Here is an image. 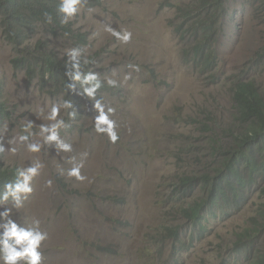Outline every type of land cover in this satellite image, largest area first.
Returning <instances> with one entry per match:
<instances>
[{
  "label": "rangeland",
  "instance_id": "1",
  "mask_svg": "<svg viewBox=\"0 0 264 264\" xmlns=\"http://www.w3.org/2000/svg\"><path fill=\"white\" fill-rule=\"evenodd\" d=\"M163 2L192 0H88L70 19L75 30L88 35L85 55L92 58L94 72L102 81L108 77L117 81V87L108 88L98 99L115 109L111 119L119 134L113 144L106 134L94 130L97 113L94 101L87 99L82 102V119L69 130L65 125L59 129L60 138L72 145L71 153L58 151L54 143L44 144L39 153L29 152L26 144H9L26 134L22 129L28 121L34 123L29 142L43 143L39 125L49 123L47 114L63 100L40 89L36 78L13 69L14 49L2 36L0 20V89L10 115L0 127L3 163L18 168L36 161L43 164L32 181L33 192L21 209H13L11 218L21 226L40 220L41 231L48 235L40 249L42 264H251L235 244L238 235L264 221L257 217L264 203L259 185L264 182L245 192L248 200L242 210L224 205L209 208L198 225L184 211L200 201V191L192 199L176 200L171 190L179 176H198L211 168L202 139L207 132L200 103L221 107L216 119L225 120L228 82L233 76L254 75L251 63L264 46V20L254 0H228L225 33L216 45L214 75L219 81L203 90L201 83L207 78L197 79V71L185 63L187 49L180 50L170 26L179 13L165 5L159 8ZM105 26L130 31L131 41L121 43L105 32ZM67 43L63 39L62 48L54 42L52 46L64 53ZM261 77L256 82L264 84V74ZM118 85L121 94L115 91ZM234 114L230 112L219 127L233 129ZM10 147L17 151L9 152ZM83 153L87 157L81 174L87 179L80 182L67 172L73 167L71 157L79 162ZM4 206L11 207V198ZM94 219L104 226L96 228ZM175 228L176 239H168L166 234ZM97 239L100 247L118 248L117 254L92 247ZM258 242L255 251L258 246L264 249V235Z\"/></svg>",
  "mask_w": 264,
  "mask_h": 264
},
{
  "label": "trees",
  "instance_id": "2",
  "mask_svg": "<svg viewBox=\"0 0 264 264\" xmlns=\"http://www.w3.org/2000/svg\"><path fill=\"white\" fill-rule=\"evenodd\" d=\"M264 18V0H255ZM226 0H195L194 4H185L177 8L178 24L175 32L188 48L184 54L186 64L195 71L212 72L217 67L218 57L213 50L217 34L223 26L224 16L227 15ZM45 13L52 17V23H47ZM0 20L4 40L13 47L14 57L11 60L15 71L24 72L29 79L38 80L40 89L69 100L73 108L65 110L64 125L69 130L75 122L82 119V102L89 99L76 92L81 91L79 82L70 79L66 72L72 71L71 64L65 52L62 53L52 42L61 47L60 41L66 39L65 50L79 48L82 52L81 63L84 59L85 47L88 43L87 33L74 29L69 20L62 23L63 15L59 12V0H0ZM62 48V47H61ZM92 61V58H88ZM94 63L82 66V73L94 72ZM253 76L244 74L233 76L228 82L227 97H230L231 111L235 112L237 122L232 129L229 126L221 129L227 121L214 118L208 106L202 107L206 115V124L202 133L204 149L211 159V168L201 175H182L172 187L176 200L192 199L198 191L201 199L185 209L187 219L198 225L204 213L209 208L221 205L231 209L242 210L247 204L245 192L258 182H264V84L256 82L264 74V46L255 54L251 63ZM219 81V76H210ZM71 85L73 88H69ZM87 86V85H86ZM49 87V88H47ZM51 87V88H50ZM110 88L106 83L98 90L96 98L101 93H107ZM115 89L121 94V88ZM75 112V117L67 113ZM227 115V120L230 116ZM10 120L7 104L3 100V88L0 89V127ZM200 121L193 122L199 124ZM213 132V133H211ZM4 152V151H3ZM3 152H0V192L5 183L15 182L16 166L3 163ZM5 161V160H4ZM262 176V180H256ZM264 198V183L259 185ZM257 217L264 220V203L261 204ZM177 228L167 233L168 239H176ZM264 235L263 223H256L244 234L238 235L235 248L251 264H264V249L253 246ZM163 238V233L161 235ZM259 245V242H258ZM173 246L176 248V244ZM104 253L117 254L116 247H98Z\"/></svg>",
  "mask_w": 264,
  "mask_h": 264
},
{
  "label": "clouds",
  "instance_id": "3",
  "mask_svg": "<svg viewBox=\"0 0 264 264\" xmlns=\"http://www.w3.org/2000/svg\"><path fill=\"white\" fill-rule=\"evenodd\" d=\"M87 2L88 0H59V12L63 15L62 23H67L70 19L74 18L83 9L84 4ZM254 2L261 14L262 11L260 10L258 3L255 0ZM194 3L195 0H192V2H188L186 4ZM225 4L228 6V0H226ZM164 5V2L162 4L160 3L159 8H163ZM183 5H185V3L171 4L170 2H167L165 6L168 8H173L175 11H177V8L182 7ZM44 15L46 17L47 23H52L51 15L48 13H45ZM177 24L178 15H176V19L173 18V20L170 21V26L177 36L179 46H181L185 42L182 41L175 32ZM104 30L123 44L129 43L132 39V33L127 30L121 32L117 31L111 26H105ZM224 33V30L221 29L220 33L217 34L216 41L213 44V50L215 51L217 57V41L224 35ZM65 55L68 57V63L71 64L72 68V71L66 72L65 75H67L73 81L79 82L81 86V91L76 92V94L85 96L94 101L93 108L97 113L95 116L94 130L98 134H106L109 141L115 144L119 140V134L116 130V121L111 119L115 109L103 104L100 99L96 98V94L98 90L104 85V83H106L109 87L115 88L117 87V81L111 77H108L102 81L100 75L93 71H88L86 74L82 73V66H87L93 61L88 59L84 54L85 56L83 62L81 63V49H67L65 50ZM129 67L137 72L140 70L138 65H129ZM215 70L216 67L212 72L205 70L197 71V79L199 75H204L207 78L205 82L201 83L203 90H209L215 86L217 81L212 80L210 77L214 75ZM128 78H130V76L125 77V79ZM68 87L73 88L71 85ZM227 98L228 107L226 109L225 120L219 119L218 121H227V115L231 111V102L229 104L230 97ZM205 106L208 105L206 103H200V108ZM70 108H73V103L69 100H63L61 103L54 104L52 106L51 111L46 116V119L49 121V123L39 125V137L42 139L43 143L29 142V137L33 135L31 129L34 127V123L32 121H28L22 129L23 133L26 134L19 135L18 137L9 141V144L11 145L17 142L26 144L27 150L29 152L39 153L44 144L54 143L58 151L71 153L73 151L72 145L62 140L60 138L59 132V129L64 126V118L61 115V110H67ZM221 109V107L213 109L209 106L206 108V110H211L213 112L215 119L220 114ZM67 115L70 117H75L76 113L73 111L67 113ZM3 151V143L0 142V152ZM8 151L14 154L17 149L10 147ZM86 157L87 153H83L79 162L76 161L75 157H71L69 163H72L73 167H71L67 172L69 177H73L80 182H83L87 179L86 176L81 174V169L84 167V159H86ZM42 168L43 164L39 161L34 162L28 167L17 168L15 173V182L5 183L3 191L0 192V207L4 208L3 211H0V264H42L43 254L40 249L42 243L48 239V235L46 232L41 231L40 220L33 219L29 226H21L11 218L13 209L17 211L21 209L24 206V201L33 192L32 181L40 174ZM51 184V180L47 181L48 186H51ZM9 198H11V207H5L4 205L7 204ZM94 221L97 223L96 228H102L104 226L101 221L97 219H94ZM95 232L98 234L99 231L95 229ZM95 232H93L94 237H96ZM99 241L100 240L97 239L96 241L91 242V246L97 249L100 246Z\"/></svg>",
  "mask_w": 264,
  "mask_h": 264
},
{
  "label": "water",
  "instance_id": "4",
  "mask_svg": "<svg viewBox=\"0 0 264 264\" xmlns=\"http://www.w3.org/2000/svg\"><path fill=\"white\" fill-rule=\"evenodd\" d=\"M188 48V45L186 43H183L181 46H180V50L182 49H187Z\"/></svg>",
  "mask_w": 264,
  "mask_h": 264
}]
</instances>
